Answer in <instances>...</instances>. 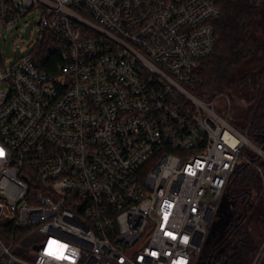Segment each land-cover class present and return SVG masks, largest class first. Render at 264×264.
<instances>
[{
	"label": "built area",
	"instance_id": "obj_1",
	"mask_svg": "<svg viewBox=\"0 0 264 264\" xmlns=\"http://www.w3.org/2000/svg\"><path fill=\"white\" fill-rule=\"evenodd\" d=\"M221 2L0 0V33L40 27L32 53L0 48L1 264L197 263L238 166L264 179V151L190 89Z\"/></svg>",
	"mask_w": 264,
	"mask_h": 264
},
{
	"label": "trees",
	"instance_id": "obj_2",
	"mask_svg": "<svg viewBox=\"0 0 264 264\" xmlns=\"http://www.w3.org/2000/svg\"><path fill=\"white\" fill-rule=\"evenodd\" d=\"M263 7L264 0H222L221 15L212 21L214 52L199 62L197 82L190 87L199 99L212 101L226 94L239 68L261 55L254 26ZM35 58L43 70L56 73L60 57L56 49L48 48L47 42L39 46ZM236 82L238 93L248 106L247 123L239 129L264 151V66L241 74ZM248 156L264 168L258 155ZM225 200L230 206L229 222L206 242L196 264H252L264 245V179L253 166H238ZM15 229L10 223L0 222V237L9 241ZM15 254L30 259L27 242ZM260 264H264V257Z\"/></svg>",
	"mask_w": 264,
	"mask_h": 264
},
{
	"label": "rangeland",
	"instance_id": "obj_3",
	"mask_svg": "<svg viewBox=\"0 0 264 264\" xmlns=\"http://www.w3.org/2000/svg\"><path fill=\"white\" fill-rule=\"evenodd\" d=\"M259 15L254 26V33L259 37L261 44V55L253 58L251 61L246 62L237 72V77L247 72H255L264 66V7L260 9ZM37 13H33L21 20V23L13 27L11 30H2L0 33V48L3 52L5 59L16 61L19 58L33 52L34 44L39 38L40 27L38 22ZM28 22L26 27L24 24ZM255 70V71H254ZM236 80L228 87L227 93L218 97L215 103L217 110L226 112L230 115L231 121L240 128L247 123V105L241 99L237 90ZM240 126V127H239ZM251 151V150H250ZM252 154L253 151H251ZM28 246V244H27ZM30 254L34 255V250H30Z\"/></svg>",
	"mask_w": 264,
	"mask_h": 264
},
{
	"label": "water",
	"instance_id": "obj_4",
	"mask_svg": "<svg viewBox=\"0 0 264 264\" xmlns=\"http://www.w3.org/2000/svg\"><path fill=\"white\" fill-rule=\"evenodd\" d=\"M230 206L224 199L221 203L220 210H219V219L213 224L211 233L207 238V243L211 240V238L216 234V232L222 230L227 223L229 222L230 213H229Z\"/></svg>",
	"mask_w": 264,
	"mask_h": 264
}]
</instances>
